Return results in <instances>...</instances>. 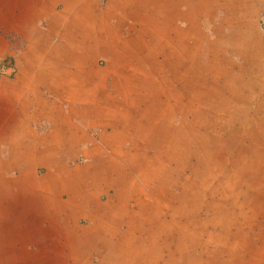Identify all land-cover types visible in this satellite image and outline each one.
<instances>
[{
	"label": "rangeland",
	"instance_id": "rangeland-1",
	"mask_svg": "<svg viewBox=\"0 0 264 264\" xmlns=\"http://www.w3.org/2000/svg\"><path fill=\"white\" fill-rule=\"evenodd\" d=\"M184 1L186 3L180 1L179 4V0H173L172 7L167 11L168 7L156 11L158 18L155 23L151 18L144 17L146 14L140 8V3H134L138 7L135 9L138 15L135 19L129 15L123 17L127 24H122L125 30L123 29L121 39L127 42L131 50V53L125 51L127 65L112 70L108 68L110 60L97 57L85 67V71H90L95 76L94 81L104 78L97 89L101 93L111 94L112 98L119 79L128 83H124L122 90H119L121 95L117 96L116 100L121 101V104L114 102L113 105H121L124 110L130 107L128 113L132 116L131 119L134 121L135 118L141 119L138 116H141L143 110L152 108L154 114L149 112L148 118L144 117L142 123L145 124L146 119L150 120L151 115L158 123L159 120L162 121L167 131L172 132V139H169L172 140V145L157 146V152L142 143L137 152V149L132 147L129 135L127 139L113 140L115 146H121L120 152L126 155L122 158L125 165L130 163L131 156L140 153L154 160L156 168L154 170L153 165L142 158L144 167L130 179L132 183L128 182L123 188L118 185L117 189L129 190L127 206L130 212L139 211L140 203H154V207L158 209L166 204L172 206L169 207L172 212L171 264H264V123L261 124L264 110H258L259 102L255 101L246 108V111H250L249 116L232 115L227 109L225 99L232 97L230 92L235 89H230L228 84L225 85L222 81L223 76L217 84L221 87L225 85L222 89H217L216 83L207 81L209 78L207 75L206 80H202L201 77V72L206 71L205 62L208 58L216 57V54L223 58V50H218L220 48H214L212 51L210 48L209 55L206 41H217L224 35L233 36L236 32L229 29L224 22L226 14L231 15L232 11L219 7L224 5L223 0ZM34 2L37 1L0 0V107L14 96L18 98L19 94L28 99L43 97L58 105L68 102L67 97L71 96L77 97L76 101H81L80 87L83 84L85 89L95 88V83L92 84L94 87L82 83L79 74L83 66L78 65V62L70 63L71 55L63 50L56 51L52 48L48 50V57L57 55L58 66H51L48 63L40 65L38 57L29 52L32 41L38 39V36L34 35L33 27L42 34L41 39L49 38L55 45L64 41L65 32L56 27L51 28L53 21L50 19L51 16H46L36 25L27 24L23 27L18 24L19 11L24 12L26 7H30ZM56 2L57 12L62 11L65 4H70L71 8L77 9L89 6L95 14L115 15L114 18L107 16L106 20L111 24H115L117 18L124 14L122 9L118 8L127 4L117 0H56ZM160 4L163 8L164 4ZM134 5L128 4L130 7ZM144 5L153 6L151 3ZM15 7L18 12L16 20L13 14ZM161 13L165 17L166 14L172 17L163 19L160 17ZM85 19L89 24H99L105 28L104 34L94 35L93 39H108V35L113 36L109 25L93 22L94 18ZM258 19L256 32H259L264 47V10H259ZM22 34H25L26 38H23ZM231 55L226 54L234 63L243 64L240 58ZM33 69L38 72L36 75ZM33 75L37 80L41 79L39 78L41 75L44 79L46 77V82H41L42 80L34 82ZM235 86L238 87L236 84ZM70 87L74 89V93L69 92ZM21 90L24 92H20ZM111 97L107 98L111 100ZM108 99L84 98V101L94 104L99 101L96 102L97 105L91 114L98 120L102 119L104 123L113 122L108 113V110L110 112L107 108L110 101ZM234 103L238 101L234 100ZM128 104L131 106H127ZM218 105L220 110L216 112L215 108ZM126 119H122L121 122L124 121L126 124ZM88 130L96 146H102L104 144L102 141H105L103 136L114 131L112 127L105 130L99 125ZM131 130L132 128L129 131ZM85 133L88 136L87 132ZM88 147H91V144L84 146L87 150H83L79 159L69 164L71 168L69 170L74 172L73 175L90 177V172L97 170V163L92 157L94 153L87 157L86 151L90 149ZM106 149L107 154H113L109 147ZM74 167L76 169H73ZM38 177L45 179L44 169L39 172ZM11 178L9 173H2V176L0 174V194L3 196L8 194V189L2 184ZM92 182V179H87L86 185L90 186ZM37 184L41 186V182ZM77 188L82 190L85 185L80 184ZM102 190L104 192L97 195L100 205L104 206L110 200L116 201L115 188ZM63 199H66V196ZM143 214L141 213V216ZM89 223L88 219L81 220L82 232ZM145 227L150 228L149 225ZM125 230L128 231V228L123 226L121 233L123 237L129 236L132 232V229H129L125 233ZM135 233L138 237L141 234L140 231ZM157 243L163 245L160 241ZM53 244L44 245L45 252L51 253ZM17 249H20L19 245ZM28 249L36 253L35 246H29ZM108 252V249L87 252L88 263H102ZM14 263L3 258L0 264ZM19 264H22V260ZM105 264L110 262L107 261Z\"/></svg>",
	"mask_w": 264,
	"mask_h": 264
},
{
	"label": "crops",
	"instance_id": "crops-1",
	"mask_svg": "<svg viewBox=\"0 0 264 264\" xmlns=\"http://www.w3.org/2000/svg\"><path fill=\"white\" fill-rule=\"evenodd\" d=\"M35 1L37 2L31 3V6L26 7L24 12L19 11L18 24L23 27L27 24L36 25L42 22L46 16H51L50 19L53 20L51 21V28L62 29V32L65 30L64 41L55 45L51 43L49 38L42 37L41 39L40 35L42 34L33 27L34 35L38 36V39L32 41L29 52L38 57V61L41 62L40 65L44 66L46 63L51 64V66L59 65V60L56 59L58 58L57 55L48 57V50H51V48L56 51L63 50L66 54L71 55L70 63L76 64L78 62V65H80L82 53L78 41L81 36L79 30L74 33L71 29L73 26L70 25V28L69 24L72 21H77L78 25V23H83L84 20H87L85 18H88V20L94 18L93 22L98 21L100 24L109 25L113 36L108 35V39H93L97 43L96 47L92 50L84 51V59L87 62H92L97 57H105L110 60L108 68L112 67L110 69L113 70L116 67L126 66L128 60L125 59V51L131 53L127 42H124L121 38L124 29L122 24H127L124 18L129 15L135 19L138 15L137 11H135L138 7L134 3H140V8L146 14V16H144L145 14L143 16L145 18L148 17V19L151 18V21L155 23L158 18V13L155 14V12L160 8L162 10L168 7L166 11L170 9L173 0H117L119 2H127V4L118 8L122 9L124 14L117 18L115 24H111L106 20L107 16H113L114 18L115 15L95 14L89 6L77 9L71 8L70 4H65L64 9L57 12L56 0ZM180 1L185 2L184 0ZM145 3H151L153 6H146L144 5ZM160 3L164 4L163 8ZM128 4L134 6L130 7ZM219 7L227 10L226 6L219 5ZM13 14L14 20H16L18 14L16 7L13 8ZM13 14L11 13V16ZM161 14L160 17L163 19H171L172 17H165L163 14L161 16ZM100 30L101 32H97L103 33L102 29ZM25 34H22L23 38H26ZM87 65H81L83 66L84 75L81 76L80 72V80H82V83H87L88 86H91L97 81H94L95 77L91 75L90 71H85ZM33 70L36 75L38 72L36 69ZM40 72L42 71L40 70ZM115 73L117 74L118 72ZM39 78L41 79L37 80L35 78L33 81L40 82L42 80L41 82H46V77L44 79L41 75ZM20 92L24 91L21 90ZM58 98L64 99L63 97ZM67 100L69 101L58 105L55 102H49L48 99L43 97L28 99L26 96L21 97L19 94L18 98L14 96L9 99L7 104L3 103L0 107V174L2 176V173L6 172L12 176L11 180L2 184L6 185L8 194H4V196L2 193L0 194V263L3 258H7L8 261H14V264H19L21 260L22 264H71L69 250L66 249H68L69 244L78 239L79 233L82 232L81 220L88 218L79 217V212L82 211L79 207L82 204V198L71 193L72 191H70L69 187L64 190V179L67 172L70 171L69 169H71L69 164L78 160L83 150H87L84 146L91 144V147H88L91 150L95 146V142L88 132V129L92 128L93 123L89 124L88 121L85 125H81L79 114H71L72 109L76 108L79 110L81 107L78 104H74L68 97ZM81 127L84 133L87 132L88 134L87 136L85 133L87 140L81 141ZM71 130L74 135L76 130V140L68 143ZM57 136H60V140L57 139ZM102 142L104 143V141ZM59 149L60 155H49L54 154L55 150ZM69 152H71L72 157L69 155L67 158L66 155ZM39 154H41L40 158H38ZM43 169L45 170V179H40L38 174ZM73 169L76 168L74 167ZM71 172L72 174L74 173L73 171ZM38 182H41L40 187L37 184ZM64 196H66V199H63ZM83 202L84 205H90L85 200ZM102 212L98 214L94 211V214H89L92 215L88 219L89 225L93 224V229L90 231V250L92 251L110 249L114 243L118 242L116 238L126 239L127 235L123 237L121 234L123 226H126L129 231V229H132V225L136 223L140 222V225H144L143 215L136 220H133L130 216V213L136 214L140 211L130 212L128 209L127 212H122L109 209ZM141 213L143 214V212ZM87 227L84 229H87ZM65 228L66 230L64 231ZM114 228L118 229L120 233L112 232ZM128 231L125 230L124 232ZM141 231H144V228ZM171 232L168 231L170 250ZM143 237L150 239L148 235ZM149 241H145V247L150 245ZM49 243H54L51 253H47L43 249L44 245ZM17 245H19L20 249H17ZM29 246H35L36 253L30 251L28 249ZM164 253L168 254V251H164ZM171 256L165 258V261L169 260L171 263Z\"/></svg>",
	"mask_w": 264,
	"mask_h": 264
},
{
	"label": "bare ground",
	"instance_id": "bare-ground-1",
	"mask_svg": "<svg viewBox=\"0 0 264 264\" xmlns=\"http://www.w3.org/2000/svg\"><path fill=\"white\" fill-rule=\"evenodd\" d=\"M223 1L225 2L223 6L224 7L226 6L228 11L229 10L232 11L231 15L226 14V17H224L225 20L224 19L223 20L225 24H227L229 29L236 30V32L234 33L233 36L224 35L222 39L218 38L217 41L215 40L206 41L209 47L207 49L209 55H210V48L211 51L214 48L216 49L220 48L218 50L220 51L221 49L223 50V58L220 55L213 52L217 56L213 58L210 57L211 59L208 58V60L205 62L206 71L201 72V77L202 80H206L209 77L207 81L210 80L216 83L217 89L224 88L226 84H228L230 89L231 88L235 89L234 91L232 90V92H230L232 97H228L225 99V104L227 106V109L232 115L234 114V116H239L240 114L248 115L250 111H246V108L248 107V104L253 103L255 101L259 102L258 103L259 106L257 109L264 110V47L261 43V37L259 32L258 31L256 32V26L258 25L257 22L259 20L258 19L259 10H264V0H223ZM166 16H170V15L166 14ZM66 17L68 16L66 15ZM84 21L86 22V20ZM85 22L78 23L77 25V21H73V23L69 24L70 28H71L70 25L73 26V28H71L73 32L76 33L78 32L77 30H79V34L81 36L80 40L78 41L82 53V57H80V62H81L80 65L88 63L84 59L83 52L86 50H92L96 47L97 43L94 40H91L93 39V36L99 34V32L97 31L101 32L100 29H102L103 32L100 34H104V29H105L103 26L99 24H89ZM234 25H236V27H234ZM166 41L169 40L166 39ZM227 53H231L232 54L231 56L235 55L238 58H240L241 61H243V64L239 65L234 63L229 57L226 56ZM82 75H84L83 70L81 71V76ZM91 75L94 76L92 73ZM205 75H207L208 77H205ZM88 76H90V74H88ZM221 76H223L222 81H224L225 83V85H223L222 87L221 85H217L219 80L221 79ZM103 80L104 78L98 80L99 82L97 81L95 83L97 85L94 84L95 88L93 90L92 88L85 89V87L82 85L80 87V96H79V99L81 101H76V99L78 98L75 96L68 97L73 101L74 104H78L81 107V109L79 110L76 108L71 110V114H75V115L79 114L81 123L85 125L89 121L88 122L89 124L90 123L95 124V125L93 124L94 127L99 125L103 127V129L105 130L110 127H112L114 130L112 131L111 134L105 136L104 143H106V145H102V146L95 145L92 147L91 150L89 149L90 151L89 150L86 151L87 157H89L91 153L92 154L94 153L92 157L96 159V160L94 159V162L96 161L97 163L96 165L98 166L96 168L97 170H94L90 165V167L94 170L93 173L90 172L91 174L90 177H87L88 175L86 176L79 174L73 175L71 171H68L67 174L65 175L64 190L67 189V187H69L71 189L70 191H72L71 193L82 198L81 200L82 204H80L81 206H79L80 209H82V211L79 212V217L80 216L81 218L86 217L88 219H90L91 218L90 216H92L89 214H94V211L95 213L98 214L99 212L107 211L109 209L127 212L128 211L127 201L129 200L128 196H130L129 190L121 189L122 190L121 191L120 189H117L118 185H120V188H123L127 186L128 182L129 183L131 182L130 179L134 176V174L139 172V170L142 167H144L142 158L144 161L151 163L154 167L153 164L154 160L148 159L144 154L142 156L140 153L131 156V159H129L130 163L126 164L127 165L126 166L122 161V158L126 155L120 152L121 146L118 147V145L116 146L114 145L115 141L113 140L115 138H118L119 141L122 139H127L129 135V137H131L129 139L132 141V147L134 149H137L136 150L137 152L139 150L138 147L140 146L141 143L145 145V147L154 148L155 152H157L156 150L157 146H163V144L167 146L172 145V140H169L172 139V132L167 131L163 127L164 125L162 121L159 120L158 123L153 116L149 115L151 119L150 120L146 119L145 124L142 123L144 117L148 118L149 112L150 114H154V110L152 108H147V110H143L141 116H138L141 119L135 118L136 117L135 116L134 117L135 121H134L133 118L131 119L132 116L128 113L130 107L124 110L123 109L124 107L122 108L121 105H120L121 107L118 105L117 107L116 104L113 105L114 102L121 104V101L119 102L116 99L117 96L121 95L120 91L122 90L123 84L126 82H121V80L119 79L118 87L116 89L115 94H113L114 97L112 98L111 94H108L106 92L101 93L97 89L98 84L103 83ZM235 84L238 86L237 88ZM69 92L74 93V89L70 87ZM208 92H210V90ZM211 93H213L214 95L216 94V92H211ZM208 95H210V93ZM87 97H92L95 100L108 99L111 97V100L108 99L110 101L108 102L109 104H107V108L110 109V112L108 110V113L111 116L112 118L111 120H113V122L104 123L103 121H101L102 119L98 120L97 117H92L91 113H93V110L97 105L96 102L99 101L97 100L95 104L91 102H86L84 101V98ZM229 98L232 99L229 100ZM234 100L235 101L237 100L238 103H234ZM131 104H133V102ZM131 104L130 105L128 104L127 106H131ZM215 110L216 112L219 111L220 106L218 105L215 108ZM135 114L137 115V110L135 111ZM122 119L127 120L126 124H124V121L121 122ZM261 121H262L261 124H263L264 118ZM131 128L132 130L130 132L129 130ZM189 129H194V128L189 127ZM80 134H81V141H84L85 136L82 128H80ZM75 135H76V130H75ZM75 135L71 130L70 136L68 138L69 141L68 143H72L73 140H76ZM136 136L138 137V139H135ZM57 139L60 140V136H57ZM108 147L113 151V154H107L106 148ZM105 152H106L105 157L102 158L101 156H104L103 154ZM56 154L60 155V149L55 150L54 154H49V155L56 156ZM69 155L70 157L72 156L71 152H69L66 155V157L68 158ZM40 156L41 154H39V157L37 155L38 158H40ZM207 160H211V158H207ZM152 165L150 166L151 168ZM155 169L156 168L154 167V170ZM144 173L146 172L144 171ZM87 179H92L93 181L90 186L86 185ZM80 184H84L85 188L82 190L78 189L77 187ZM112 187L117 190L116 201L111 202L112 200H110L108 201V203L104 204V206L100 205L97 199L98 197L97 195L100 192H104V190L102 189L104 188L109 189ZM83 200H85L87 203H90V205L87 204L84 205ZM169 207L172 206L170 204H166L161 209H158L154 207V203L152 204L140 203L139 204L140 212H137L136 214L130 213V216L133 220H136L139 216H141V212H143L144 225H140V222L136 223L132 225V232L129 236H127L126 239L117 238L118 242L114 243L112 247L108 249L109 250L108 256H105L106 258H104L102 260V263L100 264H105V262L107 261L110 262V264H160V263L171 264L172 261L171 263L169 262V260L165 261V258L171 256V250L168 244V240H169L168 231H172V212L171 209L169 210ZM166 208L167 210H162ZM146 225H149L150 228L145 227ZM141 227L144 228V231H141L142 230ZM134 228H138V229L133 230ZM92 229H93V224L89 225L87 229H85L81 234H79L78 239L76 241L68 245V249L66 250H69V254H70L69 259L71 261V264H89L87 252L92 251L90 250L91 249L90 231H92ZM139 231H141L140 233L142 235L139 234L138 237L137 233L135 232H139ZM112 232L120 233V231L115 228L112 229ZM144 235L150 236V239L148 237L147 238L143 237ZM147 240H150L149 241L150 245L145 247L144 244L145 241ZM157 241H160L161 244L163 243V245L158 244ZM164 251H168V254H165L166 252L164 253Z\"/></svg>",
	"mask_w": 264,
	"mask_h": 264
}]
</instances>
